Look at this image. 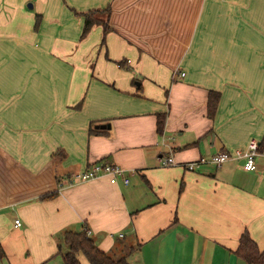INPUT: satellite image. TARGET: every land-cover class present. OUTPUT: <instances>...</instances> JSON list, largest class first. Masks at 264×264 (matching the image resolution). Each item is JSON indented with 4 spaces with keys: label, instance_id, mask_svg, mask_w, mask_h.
I'll return each mask as SVG.
<instances>
[{
    "label": "crops",
    "instance_id": "0c3cea01",
    "mask_svg": "<svg viewBox=\"0 0 264 264\" xmlns=\"http://www.w3.org/2000/svg\"><path fill=\"white\" fill-rule=\"evenodd\" d=\"M107 7L105 42L98 25L81 38L76 13ZM263 139L264 0H0V264H64L62 234L86 230L127 264H246L264 155L255 172L183 165ZM97 163L124 177L59 188Z\"/></svg>",
    "mask_w": 264,
    "mask_h": 264
},
{
    "label": "trees",
    "instance_id": "16d2710c",
    "mask_svg": "<svg viewBox=\"0 0 264 264\" xmlns=\"http://www.w3.org/2000/svg\"><path fill=\"white\" fill-rule=\"evenodd\" d=\"M111 9L107 7L104 10H94L86 13H76L84 18V26L81 38H85L94 26H102L103 28V43L106 35L111 31L109 17ZM39 19V17H38ZM38 23L36 24L37 27ZM123 66V64H120ZM219 101V94L210 92L208 98V113L210 117L216 113ZM165 121V116L161 115L158 119L159 130H162ZM104 131L98 130L96 127H91L90 134H100ZM260 151L264 152V139L260 143ZM67 158L65 151H58L52 157L53 165L57 167ZM59 180V178H58ZM60 181V180H59ZM58 195L57 192L47 194L42 197L45 199H52ZM66 245L67 251L62 255L64 264H80L78 255L83 254L90 264H127L125 258L114 259L108 253L101 251L87 236L86 232H72L65 231L61 236V246ZM238 257L245 261L246 264H264V249L261 250L257 243L251 238L248 232H244L240 238L239 248L236 252ZM1 255V254H0ZM1 257V256H0Z\"/></svg>",
    "mask_w": 264,
    "mask_h": 264
},
{
    "label": "built area",
    "instance_id": "2783aa9c",
    "mask_svg": "<svg viewBox=\"0 0 264 264\" xmlns=\"http://www.w3.org/2000/svg\"><path fill=\"white\" fill-rule=\"evenodd\" d=\"M184 75V74H183ZM260 155H264V152L260 151V144L253 141L243 149H236L234 151H220L214 155L202 157L196 162L186 163L183 168L187 171H197L203 165H212L214 167H221L227 162L234 160L244 161V169L246 171H257L256 160ZM162 165L165 167L174 166L175 161L172 156H168L162 159ZM125 170L117 165L112 164H93L82 171L73 174L69 178L59 181V188L63 189L66 186H74L95 179H99L104 176L110 177L111 183H117L120 177H124ZM124 183L128 184L129 179H124ZM22 223L20 220H15L14 227L20 228ZM87 236L90 235V231L86 230Z\"/></svg>",
    "mask_w": 264,
    "mask_h": 264
},
{
    "label": "water",
    "instance_id": "95a60500",
    "mask_svg": "<svg viewBox=\"0 0 264 264\" xmlns=\"http://www.w3.org/2000/svg\"><path fill=\"white\" fill-rule=\"evenodd\" d=\"M29 7L31 8L32 5L29 4ZM96 128H100V129H106V128H110V125H101V126H97Z\"/></svg>",
    "mask_w": 264,
    "mask_h": 264
},
{
    "label": "rangeland",
    "instance_id": "374dc122",
    "mask_svg": "<svg viewBox=\"0 0 264 264\" xmlns=\"http://www.w3.org/2000/svg\"><path fill=\"white\" fill-rule=\"evenodd\" d=\"M65 245V244H64ZM66 246V245H65Z\"/></svg>",
    "mask_w": 264,
    "mask_h": 264
}]
</instances>
